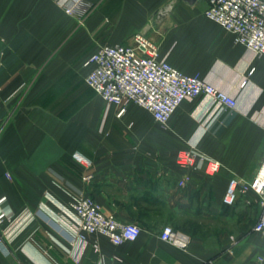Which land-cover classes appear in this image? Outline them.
I'll use <instances>...</instances> for the list:
<instances>
[{
	"label": "crops",
	"instance_id": "crops-1",
	"mask_svg": "<svg viewBox=\"0 0 264 264\" xmlns=\"http://www.w3.org/2000/svg\"><path fill=\"white\" fill-rule=\"evenodd\" d=\"M85 2L80 21L56 0H0V196L8 207L0 264H264V232L253 230L259 195L248 189L232 206L222 202L229 179L250 181L264 159V56L208 18L180 17L203 14L206 0ZM137 34L236 106L184 100L166 125L132 102L117 114L85 84L83 61L101 44L133 45ZM183 149L220 169L210 176L179 166ZM80 196L137 223V239L114 245L89 234L75 261L69 204ZM164 225L186 228L188 246L161 240Z\"/></svg>",
	"mask_w": 264,
	"mask_h": 264
},
{
	"label": "built area",
	"instance_id": "built-area-1",
	"mask_svg": "<svg viewBox=\"0 0 264 264\" xmlns=\"http://www.w3.org/2000/svg\"><path fill=\"white\" fill-rule=\"evenodd\" d=\"M203 15L216 22L223 30L232 34L234 42L242 45L255 55L264 56V0H206ZM67 14H76L82 21L89 8L85 0H56ZM133 45L121 43L101 44L83 61L89 71L84 82L104 102L118 106L117 114L125 110V104L132 102L148 111L161 125H166L170 116L181 102L198 97H207L218 105L235 107L236 99L212 83L196 74H188L165 58L158 55L157 46L143 35H135ZM245 84V80L241 85ZM74 158L85 167L91 160L76 153ZM179 166L202 168L207 175H214L221 163L194 149H183L177 154ZM91 177L90 173L84 176ZM189 175L178 183L185 184ZM248 189L260 197L261 211L253 230L264 232V159L250 181H240L231 177L227 182L222 202L232 206L239 191ZM70 216L74 223L71 242L75 247L71 252L76 261L87 243V235L104 236L114 245L137 239L141 232L135 222H123L114 214L104 212L90 196H80L69 204ZM8 218L6 197L0 196V222ZM159 238L176 247L186 248L190 243L189 234L164 225ZM97 248V243L94 244ZM0 246L2 241L0 239ZM264 261V251L260 255Z\"/></svg>",
	"mask_w": 264,
	"mask_h": 264
},
{
	"label": "rangeland",
	"instance_id": "rangeland-1",
	"mask_svg": "<svg viewBox=\"0 0 264 264\" xmlns=\"http://www.w3.org/2000/svg\"><path fill=\"white\" fill-rule=\"evenodd\" d=\"M180 17L185 18V19H206L207 20V18L202 14V8H201V10L194 12V14L183 15ZM202 224H204V222H202ZM191 229L195 230V227H192ZM203 230H204V228H202V226H201V228L198 229V231H200L199 233H203Z\"/></svg>",
	"mask_w": 264,
	"mask_h": 264
},
{
	"label": "water",
	"instance_id": "water-1",
	"mask_svg": "<svg viewBox=\"0 0 264 264\" xmlns=\"http://www.w3.org/2000/svg\"><path fill=\"white\" fill-rule=\"evenodd\" d=\"M186 2L192 4L193 2H195L196 0H185Z\"/></svg>",
	"mask_w": 264,
	"mask_h": 264
},
{
	"label": "trees",
	"instance_id": "trees-1",
	"mask_svg": "<svg viewBox=\"0 0 264 264\" xmlns=\"http://www.w3.org/2000/svg\"><path fill=\"white\" fill-rule=\"evenodd\" d=\"M182 231H186V228H180Z\"/></svg>",
	"mask_w": 264,
	"mask_h": 264
}]
</instances>
